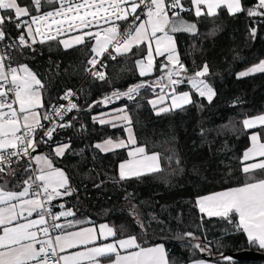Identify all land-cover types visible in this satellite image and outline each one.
<instances>
[{
  "label": "snow or ice",
  "instance_id": "obj_1",
  "mask_svg": "<svg viewBox=\"0 0 264 264\" xmlns=\"http://www.w3.org/2000/svg\"><path fill=\"white\" fill-rule=\"evenodd\" d=\"M188 2L191 7H185V0H0V10L12 12V15H0V43L11 41L0 51V264H102L104 260L110 264H175L163 243L145 247L136 235H123V229L117 230L108 223L97 226L91 218L78 220L76 212L64 203L58 205L60 211H53L54 200L71 196L76 190L68 174L55 167L48 155L37 153V149L41 144L51 145L59 129L73 127L76 117L71 120L65 117L73 110H80L72 99L77 94L68 89L61 97L68 102L67 106L50 105L41 112L45 107L44 84L26 64L13 66L9 50L31 49L37 42L56 41L65 49L93 42L84 71L105 82L108 81L105 56L116 60L133 48L146 49L135 60L141 78L153 75L157 58H163L159 66L162 74L154 81L141 79L125 91L115 89L89 104V110L96 105L106 107L122 98L135 100L141 90L147 88L154 94L159 89V94L148 101L157 115L182 109L195 103L191 92H177V86L185 82L199 97L211 103L216 91L207 80L211 75L209 64L204 62L190 74L180 59L175 34H199L197 24L184 20L182 14L192 12L199 20L216 17L220 9L226 8L230 16L246 12L249 18L260 17L264 23V0H257L252 8H245L242 0ZM46 5L58 7L42 12ZM129 20L127 28L121 31V24ZM6 24L14 25L19 35L13 38L10 31H6ZM71 33L78 34L69 35ZM257 33V27H250V39L254 41ZM65 36L69 38H63ZM256 72L264 73V60L239 72L237 78ZM92 119L113 128L123 125L128 133L126 140L109 137L91 146L104 153L128 149V159L118 165V176L110 177L115 182L156 176L173 163L183 171L178 156L150 151L147 145L137 143L127 105ZM242 124L245 130H253L249 136L250 146L241 157L244 182L200 196L195 203L203 214L202 219L206 216L226 221L234 231L246 235L250 246L264 251V115L246 118ZM206 131L201 128V135ZM38 132L43 135L38 136ZM70 149V141L60 142L52 146V154L63 157ZM22 161L27 162L23 169L26 178L15 186L19 190L9 189L5 177H15L18 170L13 165ZM102 184L103 181L95 187ZM133 195L129 193L125 198ZM131 213L140 223L135 204L131 206ZM140 227L144 228L143 223ZM178 239L196 241L191 248L208 257L193 258L189 264H213L210 243L203 242L193 232L183 233ZM215 264H234L233 256L221 252Z\"/></svg>",
  "mask_w": 264,
  "mask_h": 264
},
{
  "label": "trees",
  "instance_id": "obj_2",
  "mask_svg": "<svg viewBox=\"0 0 264 264\" xmlns=\"http://www.w3.org/2000/svg\"><path fill=\"white\" fill-rule=\"evenodd\" d=\"M256 3L257 0H242L245 8H251ZM183 18L195 22L199 34H175L180 59L190 74L207 62L211 73L207 80L216 95L209 103L185 82L177 86V92H191L195 103L159 115L148 104V100L158 94V90L154 94L150 88L142 89L135 100L122 98L106 107L96 105L88 109L93 101L100 100L115 89L125 91L141 79L154 81V74L141 78L134 65L126 64L128 57L124 55L116 60L105 58L108 65L105 69L108 81L105 82L84 71L88 60L84 45L81 49L61 50L50 41L43 44L37 42L31 49L9 50L13 65L26 64L44 84L43 92L55 94V99L47 104L60 100L68 89L77 90L80 110H73L68 116V120L76 117L73 127L59 129L51 145H43L37 150L49 153L53 164L68 174L69 182L76 190L71 196L53 201V205L64 203L76 212L78 220L91 218L94 223L104 221L117 230L123 229V235H136L143 246L163 243L169 259L175 263L203 257L191 248L194 241L178 239L186 232H193L202 241L222 245L217 257L221 252L243 249L264 252L250 246L246 235L234 231L226 221L206 216L202 219L203 214L195 203L201 195L237 186L245 180L241 172V157L248 139L242 121L264 111V73L256 72L239 79L237 74L264 58V23L258 21L254 25L246 12L230 16L226 8L220 9L219 15L212 18L198 20L191 12L183 14ZM250 27L258 28L257 38L251 42ZM5 29L12 37L17 32L11 24H6ZM80 63H84L83 72L81 70V75L77 76ZM121 68L125 71L119 72V79L114 81L111 71L118 73ZM124 105H127L131 116L137 143L147 145L150 151L173 152L179 157L183 171L173 163L170 168L165 166L164 173L156 176L146 175L119 183L110 179L118 176L117 165L126 158L125 150L104 153L91 146L109 137L117 139L125 135L120 127L99 125L93 122L92 117L110 107ZM201 128L207 130L204 135L200 133ZM155 139L166 141L167 147H151L150 142L154 143ZM69 141L71 149L63 157L52 154L53 145ZM13 168L18 170L17 181L22 175L26 177L23 171L25 161L14 164ZM16 180L10 178L8 187H15L19 182ZM101 181L102 186L95 187ZM129 193L134 195L126 199ZM132 204L137 206L143 229L131 213ZM53 210H57L56 206ZM234 264L264 263L234 259Z\"/></svg>",
  "mask_w": 264,
  "mask_h": 264
},
{
  "label": "rangeland",
  "instance_id": "obj_3",
  "mask_svg": "<svg viewBox=\"0 0 264 264\" xmlns=\"http://www.w3.org/2000/svg\"><path fill=\"white\" fill-rule=\"evenodd\" d=\"M252 8V7H251ZM33 12H35L34 10H33ZM33 12H32V14H33ZM5 14H8V15H12V12L11 11H9V10H6V12H3V15H5ZM182 17H183V15H182ZM143 18V17H142ZM184 20H186V21H188V22H190L189 20H187V19H185V18H183ZM251 21H252V23L254 24V25H256L257 23H258V21H261V18L260 17H253V18H251ZM76 34H78V33H73V34H70V35H76ZM63 38H69L68 36H65V37H63ZM36 39H37V41H39L40 40V38L39 37H36ZM252 41V39H250V42ZM53 42V44L55 43V47L56 48H60L61 50H68V49H77V48H80L81 49V46H75V47H70V48H68V49H65L62 45H59L56 41H52ZM92 44H93V42H88L86 45H84V46H86V55L87 56H85L86 58H88L90 55H91V53H90V49H91V47H92ZM146 51V49H143V48H133V50L130 52V53H128V54H125L124 56H126V58L128 57V61H126V64L128 65V66H133L134 65V68H135V70H136V72L138 73V71H137V68H136V65H135V60L137 59V58H139L140 57V55L141 54H143L144 52ZM123 56V55H122ZM132 59V61H131V59ZM134 58V59H133ZM158 59L160 60V59H162V58H157V60H156V70H155V72L153 73L154 74V76H153V79L155 80L156 79V77H158V76H160L162 73L161 72H159L160 71V67H159V65L163 62V59L162 60H160V61H158ZM259 63V62H258ZM257 63V64H258ZM21 64H24V63H19L18 65H21ZM18 65H16V66H18ZM83 65H84V63H80V66H79V69H78V74H77V76L80 74L81 75V70H82V72H83ZM253 66V65H252ZM251 66V67H252ZM30 69V68H29ZM31 70V69H30ZM246 69H244V70H241V71H245ZM32 71V70H31ZM80 71V72H79ZM111 71V70H110ZM122 71H125V70H122V68L118 71V73H116L115 71H111V77H112V79L114 80V81H117L118 79H119V77H118V74H119V72H122ZM240 71V72H241ZM33 72V71H32ZM252 74V73H251ZM117 78V79H116ZM121 82V81H120ZM166 82V81H165ZM191 86V85H190ZM149 89V88H148ZM151 89V88H150ZM126 90V89H125ZM158 91V94H159V89H157ZM124 91V90H123ZM180 92H185V91H180ZM46 93V92H45ZM50 94L51 96H53V92H47L46 94ZM157 94V95H158ZM54 96H55V94H54ZM154 98H155V96H154ZM154 98H152V99H154ZM169 103H170V101H169ZM45 105V104H44ZM47 105V104H46ZM46 105H45V107H44V109H41L42 111H45L46 109H47V107H46ZM104 111H106V112H109V111H107V110H104ZM105 112V113H106ZM128 113V112H127ZM128 115H129V113H128ZM130 116V115H129ZM131 117V116H130ZM136 124H139V122H137L136 121ZM131 128H132V123H131ZM133 130V129H132ZM251 135V132L249 133V136ZM158 139H159V137H158ZM158 139H155L154 140V143H152V142H150L151 143V147H156V148H158V147H161V146H164V147H167V144H166V141H162V140H158ZM249 143H250V140H249ZM250 145H248L247 147H249ZM246 147V148H247ZM245 148V149H246ZM244 149V150H245ZM171 154L173 153V152H170ZM243 155V154H242ZM26 177L24 176V175H22V176H20L19 177V179H18V183H17V185L22 181V180H24ZM16 179V178H15ZM14 190H19L18 188L17 189H14ZM224 190V189H223ZM220 191H222V190H220ZM216 192H218V191H216ZM211 194V193H210ZM208 195V194H207ZM196 241H194L193 243H195ZM203 242H205V243H209L208 241H206V240H203ZM211 243H210V247H211V249H212V252H211V258H213V256L214 257H217V255H218V252H219V250L220 249H222V245H219L218 244V242L216 243V242H213V241H210ZM257 248V247H256ZM204 258H208V257H204Z\"/></svg>",
  "mask_w": 264,
  "mask_h": 264
},
{
  "label": "crops",
  "instance_id": "obj_4",
  "mask_svg": "<svg viewBox=\"0 0 264 264\" xmlns=\"http://www.w3.org/2000/svg\"><path fill=\"white\" fill-rule=\"evenodd\" d=\"M191 6V5H190ZM49 8V7H51V5H46L44 8H42V10H44V9H46V8ZM3 12H6V10H0V15H2V13ZM192 13V12H191ZM36 14V13H35ZM34 14V15H35ZM193 14V13H192ZM6 42H3V43H0V46L2 47V48H4V44H5ZM0 51H1V48H0ZM13 58V57H12ZM262 60H264V58L262 59ZM13 66H16V65H13ZM39 78V77H38ZM42 96H43V102H44V104L46 105L47 103H49L52 99H55V97H54V95L53 96H51L49 93L48 94H46L45 92H43V90H42ZM152 98H154V97H152ZM152 98H150L149 100H151ZM57 99V98H56ZM59 99V98H58ZM148 100V101H149ZM149 104V103H148ZM149 106L153 109V107L149 104ZM122 106H115V107H110V108H108V109H105V110H107V111H112L113 109H119V108H121ZM41 112H43L42 110H40ZM106 111H100L99 113H96V114H94V116L95 115H99V114H101V113H105ZM153 112L154 113H156V110H154L153 109ZM258 115H264V111L262 112V113H260V114H257V115H254V116H250L249 118H252V117H256V116H258ZM107 118V117H106ZM98 123V122H97ZM99 124V123H98ZM100 125V124H99ZM105 125H108L109 127H112L111 125H109V124H105ZM118 127H120L121 129H123V132H124V135H125V137L124 138H122V139H127V136H128V133L126 132V130H125V127L123 126V125H121V126H118ZM132 129H133V127H132ZM254 130H258V129H254ZM251 131H253V130H247V139H248V143H247V146L248 145H250V143H249V133L251 132ZM132 132H133V134H134V130H132ZM134 136H135V134H134ZM136 138V137H135ZM107 139V138H106ZM103 140H105V139H103ZM103 140H101V141H97V142H102ZM97 142H95V143H97ZM54 146V145H53ZM246 146V147H247ZM122 149H124L125 150V154H126V158L125 159H128V156H127V151H128V149H126V148H122ZM118 150V149H117ZM100 151V150H99ZM51 152H52V148H51ZM244 152V151H243ZM37 153H39V154H46V155H48L49 156V153L47 152V151H38ZM50 157V156H49ZM124 160V159H123ZM122 161V160H121ZM121 161H119L118 162V165H119V163L121 162ZM54 165V164H53ZM118 165H117V171H118ZM55 166V165H54ZM55 167H57V166H55ZM241 167H242V165H241ZM57 168H59V167H57ZM5 179H7V180H9L10 178H8V177H5ZM14 179H15V177H14ZM16 180V179H15ZM16 182H17V180H16ZM11 186H14V185H11ZM9 189H17L16 187H12V188H9ZM210 194V193H209ZM207 195V194H206ZM201 196H204V195H201ZM200 197V196H199ZM198 198V197H197ZM196 198V199H197ZM58 200V199H57ZM55 201V200H54ZM60 203H56L55 204V206H56V208H57V210H53L54 212H58V211H60V209H59V207H58V205H59ZM33 219L34 218H36V216H35V214H33V217H32ZM69 219H71V218H69ZM61 222H63V221H61ZM101 223H107V222H104V221H101V222H98V223H95L97 226L99 225V224H101ZM84 226H91V225H88V224H85ZM71 230H75V229H71ZM120 238H122V237H120ZM155 244H159V243H155ZM155 244H152V245H149V246H145V247H151V246H153V245H155ZM75 250V249H74ZM197 259H206V258H204V257H201V258H197ZM212 259V261H213V264H215V258H211ZM190 261V260H189ZM189 261H187V262H179V263H175V264H189ZM102 264H110V262L108 261V260H104V261H102Z\"/></svg>",
  "mask_w": 264,
  "mask_h": 264
},
{
  "label": "water",
  "instance_id": "obj_5",
  "mask_svg": "<svg viewBox=\"0 0 264 264\" xmlns=\"http://www.w3.org/2000/svg\"><path fill=\"white\" fill-rule=\"evenodd\" d=\"M226 255L233 256V259H244L248 261L264 263V252L252 249H243L235 252H224ZM205 257L204 255H202Z\"/></svg>",
  "mask_w": 264,
  "mask_h": 264
},
{
  "label": "built area",
  "instance_id": "obj_6",
  "mask_svg": "<svg viewBox=\"0 0 264 264\" xmlns=\"http://www.w3.org/2000/svg\"><path fill=\"white\" fill-rule=\"evenodd\" d=\"M54 7H58V5H55ZM185 7H191L190 6V4H189V2H188V0H185ZM186 13V12H185ZM185 13H183V14H185ZM182 14V15H183ZM170 15H171V13H170ZM131 22V20H129L127 23H122L121 24V31H123L125 28H127V26H128V23H130ZM71 34H73V33H71ZM19 35V32L17 31L14 35H13V38H15L16 36H18ZM70 35V34H69ZM39 37V36H38ZM40 39H41V37H39ZM0 48H1V51H3V48L0 46ZM89 58V57H88ZM105 58H107V56H105L104 57V59ZM87 73V72H86ZM87 75H90L89 73H87ZM72 91L73 92H75L76 94H77V90H74V89H72ZM73 102L74 103H76L77 104V99H78V94L76 95V96H74L73 98ZM67 101L66 100H62L61 98H60V100H58L57 102H55V103H52V104H47L46 105V107H47V109H48V107L50 106V105H57V106H59V105H61V104H63V105H65V106H67ZM46 109V110H47ZM69 114V113H68ZM43 122V121H42ZM48 125H46V127H47ZM37 135L38 136H41V135H43V133L42 132H38L37 133ZM44 144H41L40 145V147L37 149V150H39L42 146H43ZM26 167H27V162H26ZM33 167H35V165H33ZM30 174V173H29Z\"/></svg>",
  "mask_w": 264,
  "mask_h": 264
},
{
  "label": "bare ground",
  "instance_id": "obj_7",
  "mask_svg": "<svg viewBox=\"0 0 264 264\" xmlns=\"http://www.w3.org/2000/svg\"><path fill=\"white\" fill-rule=\"evenodd\" d=\"M54 7V6H53ZM52 7V8H53ZM52 8L51 9H49V10H52ZM48 11V10H47ZM143 17V16H142ZM68 116H69V114H67V116L65 117V120H68Z\"/></svg>",
  "mask_w": 264,
  "mask_h": 264
}]
</instances>
